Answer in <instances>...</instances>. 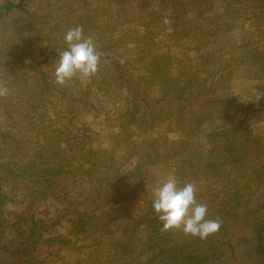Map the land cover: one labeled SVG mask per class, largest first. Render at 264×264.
I'll return each instance as SVG.
<instances>
[{
  "label": "rangeland",
  "instance_id": "obj_1",
  "mask_svg": "<svg viewBox=\"0 0 264 264\" xmlns=\"http://www.w3.org/2000/svg\"><path fill=\"white\" fill-rule=\"evenodd\" d=\"M26 1L27 12L11 16L0 27V47H18L29 61L36 62L50 50L65 48L66 32L82 26L85 36L93 38L101 54L114 57L124 75H117L101 56L99 71L93 77H77L64 84L71 86L75 99L84 90L79 86L91 85L92 91L86 94L94 106L72 114L70 130L85 132V141L95 152L92 172L85 174L84 161L81 172L70 176V189L76 190L72 194L84 195L90 189L88 178H103V173L112 177L110 181L115 175L122 181L119 206L112 212L113 220H108L110 231L91 233L83 239L73 234L72 223L64 222L52 234L67 237L77 249L64 251L46 264H109V260L128 253L141 261L147 231L159 246L184 248L189 237L179 229L160 230L151 203L153 189L179 171L184 156L213 162L223 171L235 216L232 233L242 235L245 214L264 206V72L251 66L264 67V15L253 17L249 8L253 0H180L190 5L176 21L161 1L147 7L144 0ZM222 3L231 5L218 10ZM213 58L217 61H210ZM57 62L50 66L52 72ZM1 77L0 73V82L4 81ZM10 78L13 81H8L11 87L5 97L13 99L8 110L11 116L0 113V132L25 135L26 140L30 137V145L33 135L46 132L57 119L67 117L69 110L65 103L60 104L58 93H44L42 103L53 99L56 106L36 110L34 77L19 71ZM196 80L197 84L218 82L212 92L210 89L211 99L228 104L231 117L197 122L190 112L193 105L182 109L181 102L171 99L182 81ZM130 85L140 93L135 96V91L129 92ZM208 87L198 89L202 95L192 99L202 102ZM144 99L149 107L144 108ZM249 132L260 144L261 164L257 172L250 166L236 171L227 161L236 153L242 135ZM40 135L43 143L56 140L48 132ZM148 152L153 154V161L148 159L150 172L135 176L134 168L138 164L145 167L142 158ZM6 156L0 162L15 157ZM23 170V166L7 164L5 177L0 173V193L8 197L0 234L6 240L22 239L32 220L47 219L60 208L54 196L30 195L25 179L18 177ZM203 179L199 178V184L203 185ZM96 220L92 222L95 228L107 221L99 214ZM2 245L0 238V249ZM3 253L0 251V263Z\"/></svg>",
  "mask_w": 264,
  "mask_h": 264
},
{
  "label": "trees",
  "instance_id": "obj_2",
  "mask_svg": "<svg viewBox=\"0 0 264 264\" xmlns=\"http://www.w3.org/2000/svg\"><path fill=\"white\" fill-rule=\"evenodd\" d=\"M153 1H161L166 4L171 19L175 21L181 19L180 17L185 14L184 11L190 5L187 1L181 2L180 0H144V7H147ZM216 2L218 0L213 1V3ZM229 5L231 4L222 3V5L217 6V9L222 10L223 6ZM249 8L253 12V17L256 14L259 16L264 15V0L251 1ZM260 8H262L261 11H259ZM26 12V0H3L0 3V27L5 25L7 19L11 16ZM65 49L66 47L50 50L47 55L42 56L38 61L31 62L26 53L20 51L18 47H0V73L2 74L1 79H4L1 82L5 83L7 88L11 87L8 81H13L10 78L13 73L19 71L24 74L29 73L35 80L34 87L36 89L34 92H37V96L34 98L35 103L33 106L36 110L42 107L50 110L51 105H57V102L53 99L42 105L44 93H58L61 97L60 104L65 103L69 110L67 117L57 119L48 129L45 128L46 132H38L33 135L34 138H32L33 141L30 145L28 144L30 137L26 140L25 135L14 137L0 132V159L2 157L7 159V154L15 155L13 159L8 161L10 163L0 162L2 178L5 177L7 164L23 166L24 170L18 177L25 179L27 190L31 196H34V198H42L45 195L54 196L60 202V208L56 209L51 217L32 220L26 235L22 239L6 240L0 237L3 242L0 251L4 252L1 258L2 264H46L51 260L54 261L59 258L62 252L77 249L75 243L67 237L53 235L52 232L55 229L68 221L72 223L73 234L82 235L83 239L90 236L91 233L105 234L110 231L108 228L111 227L110 224L108 225V220L113 218L112 212L119 206L121 176L115 175L111 181L112 177L105 176V173H103V178H88L90 189L85 191L84 195L78 193L73 195L72 193L76 190L70 189V176L76 172H81L79 168L84 167V161L87 164L85 174L92 172L95 166L92 159L95 152L90 143L85 141V132L79 129V134H77L70 130L74 122L72 114L77 110L93 109L94 106L87 100L88 92L92 91L91 85L79 86L83 87L84 90L82 89L80 97L75 99L72 96L73 92H71L70 85L68 87L64 85L60 88L54 82L52 75L54 71H51L50 66L53 61L59 60V52ZM97 51L101 53L99 49ZM101 56L106 58L110 63L109 66L116 71L117 75L124 76L114 57L106 55V53L101 54ZM210 61L217 60L213 58ZM212 65L214 66V63ZM251 66L256 71L264 72V67H261V65L254 63ZM46 68H49V71ZM117 80H123V78L118 77ZM182 82L183 85L179 86L176 95L168 93L172 94L171 99L181 102L182 109L184 105L188 107L193 105V110L190 112L193 114L195 121L206 122L209 121L208 119H216L220 122L231 117L228 104L211 99V92L218 82L201 81V84H197V80ZM206 84H209L208 89L205 91L206 98L198 103L200 100L192 98L202 95L198 89L205 88ZM127 88L129 92L135 91V96L139 92L137 87L132 90L130 85ZM173 88L171 87L170 90ZM12 100L10 97H0V113L8 117L11 116L9 108ZM144 101V108L151 105L146 99ZM60 104L58 105L60 106ZM133 113L134 110L131 112V117H133ZM47 132L49 135L54 134L56 136L54 143H51V141L43 143V140L40 139V134L46 135ZM81 132L82 134H80ZM242 136L236 153L227 163L236 171L250 166L254 172H257L261 164L259 159L261 147L258 139L252 132L245 133ZM145 157L142 158V161L146 169L143 168L142 164H138L134 168L135 176H140L143 172L146 175L150 172L149 160L153 161V154L148 152ZM206 159H210V157L208 156ZM178 168L179 171L174 176L179 185L182 186L189 182L195 184L197 203L208 206L206 219H219L221 221L220 230L203 240L188 236L189 242L182 249H169L159 246L154 239L155 237L150 235V231H147L142 250L144 262H142L143 259L139 261L138 256L128 253L109 260L108 263L264 264V206L259 211H251L245 214V231L242 235H236L232 233V221L234 223L235 216L231 214L232 203L227 193L223 171L218 169L213 162L204 163L187 156L183 157L181 166ZM200 177L204 178L203 185L199 184ZM108 198L110 199L108 200ZM7 202L8 197L0 193V234H2L4 228ZM98 214L103 220L107 221L99 223L100 226L95 228L92 222H97L96 216Z\"/></svg>",
  "mask_w": 264,
  "mask_h": 264
},
{
  "label": "clouds",
  "instance_id": "obj_3",
  "mask_svg": "<svg viewBox=\"0 0 264 264\" xmlns=\"http://www.w3.org/2000/svg\"><path fill=\"white\" fill-rule=\"evenodd\" d=\"M64 41L66 49L59 52V60L55 66L54 82L63 86L73 78L89 80L100 67L101 53L97 51L91 36H85L82 26L70 28ZM9 93V89L0 82V97ZM194 183L179 185L175 176L158 184L152 193L154 215L161 224L160 230L179 229L186 236L206 239L221 228L219 219H206L208 206L196 201Z\"/></svg>",
  "mask_w": 264,
  "mask_h": 264
}]
</instances>
